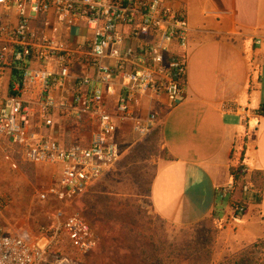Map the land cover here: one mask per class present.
Returning a JSON list of instances; mask_svg holds the SVG:
<instances>
[{
    "label": "built area",
    "instance_id": "obj_1",
    "mask_svg": "<svg viewBox=\"0 0 264 264\" xmlns=\"http://www.w3.org/2000/svg\"><path fill=\"white\" fill-rule=\"evenodd\" d=\"M189 34L174 0H0V144L58 170L40 200L66 203L89 191L119 160L126 123L150 132L151 120L134 114L141 98L179 100ZM239 144L229 168L248 174ZM239 185L230 176L215 189L232 218L255 196L250 182ZM98 242L85 218L63 207L35 230L10 232L0 218V264H86Z\"/></svg>",
    "mask_w": 264,
    "mask_h": 264
},
{
    "label": "crops",
    "instance_id": "obj_2",
    "mask_svg": "<svg viewBox=\"0 0 264 264\" xmlns=\"http://www.w3.org/2000/svg\"><path fill=\"white\" fill-rule=\"evenodd\" d=\"M174 4L184 8L190 28L185 84L174 104L150 101L162 112L160 137L170 156L153 177L150 203L158 217L178 227L215 211L218 254L228 257L264 238L256 229L264 228V0ZM244 108L247 118L240 114ZM238 142L248 174L262 173V182L259 200L246 195L245 213L232 218L227 202L216 205L215 189L230 181Z\"/></svg>",
    "mask_w": 264,
    "mask_h": 264
},
{
    "label": "rangeland",
    "instance_id": "obj_3",
    "mask_svg": "<svg viewBox=\"0 0 264 264\" xmlns=\"http://www.w3.org/2000/svg\"><path fill=\"white\" fill-rule=\"evenodd\" d=\"M261 80L263 81L264 78ZM162 98L164 97L161 95L144 99L142 105L134 109L135 117L150 119L153 123L152 128L158 129L162 112L157 113L150 106V101H157L162 106ZM150 134L141 136L134 129L133 121L126 123L120 134L122 154L114 167L89 191L66 203L57 202L51 198L45 201L38 198L40 191L49 185L58 184L56 168L24 163L17 153H7L0 144V218L2 223L10 232H16L20 228L35 230L37 225L44 221L47 213L63 207L68 212H78L82 215L99 238L97 247L85 256L86 264H138V253L132 241L134 236L127 235L126 229L123 232L115 229V226H111L110 220H105V216L100 213L102 208L104 212L110 211L107 205L111 201L130 198L128 204L133 205L131 208L140 211L138 215L141 219L138 224L140 234H143L142 225L147 229V225H150L153 232L149 235H153L155 241L159 240L158 234L162 230L168 241L184 243L192 239L195 232H205V228L208 227L213 240L211 263L217 264L228 259L234 254L228 257H221L218 254L220 223L217 219L205 220L192 229L189 226L168 225L154 213L150 197L146 193V186L152 181L159 164L169 160L170 156L159 136L153 135V138L148 139ZM131 153H136V157L126 163L127 156ZM136 177L138 179L135 180ZM218 205L220 206L221 203ZM256 229L264 230L259 226ZM124 232L126 234H123ZM69 253L73 255L72 252Z\"/></svg>",
    "mask_w": 264,
    "mask_h": 264
},
{
    "label": "trees",
    "instance_id": "obj_4",
    "mask_svg": "<svg viewBox=\"0 0 264 264\" xmlns=\"http://www.w3.org/2000/svg\"><path fill=\"white\" fill-rule=\"evenodd\" d=\"M160 130V127H158V129L152 128L150 131V133H152H148L150 134L148 139L153 138V135H158L161 141ZM242 153L243 149L241 150L238 159L240 162L243 160ZM135 157L136 153H131L127 156L126 163ZM132 169L136 171V169ZM229 175L233 176L237 185L250 182L253 188L257 190V192L255 191V196L257 200H259V188L262 182V173L254 172L251 174H245L241 172V166L237 165L236 167L231 166L229 168ZM136 179L138 178L136 177L135 180ZM151 184L152 181H150L146 186L147 195H150ZM129 201L130 198L120 199L119 201H111L109 204L107 203V208H110V211L104 212L102 208L100 213L105 216V220H110L111 226H115V229L122 232L126 229L125 232L127 235L129 234L130 237L134 236V240H131L133 241L135 251L138 253V264H212L211 255L213 240L211 237V230H209L208 227L205 228V232H195V236H192V239H188L184 243L168 241L166 234L163 233L162 230L160 231V234H158L159 240L155 241V237L153 235H149L153 232L150 225H147L148 229L142 225L143 234L139 233L138 224L141 219L138 218V215H140V211L139 209L131 208L133 205H129ZM217 204H220V202H217L216 205ZM215 213V211L212 212L210 217L189 227L194 229L196 225L203 223L205 220L212 221L217 219ZM150 223L151 222H149V224ZM125 232L123 234H126ZM156 234L157 233H155V235ZM263 262L264 238H260L252 245L243 248L241 251L217 264H263Z\"/></svg>",
    "mask_w": 264,
    "mask_h": 264
}]
</instances>
